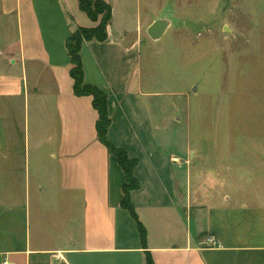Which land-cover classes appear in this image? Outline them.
I'll return each instance as SVG.
<instances>
[{"label":"crops","instance_id":"0c3cea01","mask_svg":"<svg viewBox=\"0 0 264 264\" xmlns=\"http://www.w3.org/2000/svg\"><path fill=\"white\" fill-rule=\"evenodd\" d=\"M106 1V39L80 47L84 82L107 95L110 142L137 160L130 199L145 239L69 74L66 39L96 23L78 0H0V264H264V139L252 137L251 163L203 156L180 127L186 107L161 102L143 75L152 0Z\"/></svg>","mask_w":264,"mask_h":264},{"label":"rangeland","instance_id":"374dc122","mask_svg":"<svg viewBox=\"0 0 264 264\" xmlns=\"http://www.w3.org/2000/svg\"><path fill=\"white\" fill-rule=\"evenodd\" d=\"M152 2L141 31L147 87L186 107L180 127L203 156L251 163L252 137L264 139V0ZM154 22L159 37L148 33Z\"/></svg>","mask_w":264,"mask_h":264},{"label":"trees","instance_id":"16d2710c","mask_svg":"<svg viewBox=\"0 0 264 264\" xmlns=\"http://www.w3.org/2000/svg\"><path fill=\"white\" fill-rule=\"evenodd\" d=\"M79 7L96 24L92 27H78L67 39L66 49L70 58L69 74L73 81V91L76 95L91 97L92 106L97 112L95 124L97 138L107 147L109 153L115 157L123 170L125 181L122 185L121 206L127 209L136 219L142 240L145 239V231L136 217L130 193L139 187V181L134 174L137 160L128 156L122 147L114 145L107 136L110 117L107 110V95L98 87L84 82L80 47L83 41H102L107 37V25L112 18V7L106 0H78ZM146 264H151L148 258Z\"/></svg>","mask_w":264,"mask_h":264},{"label":"built area","instance_id":"2783aa9c","mask_svg":"<svg viewBox=\"0 0 264 264\" xmlns=\"http://www.w3.org/2000/svg\"><path fill=\"white\" fill-rule=\"evenodd\" d=\"M205 242L207 245H210V246H219V242L217 240V238L214 236V235H208L206 238H205ZM53 256L55 258H57L58 260H60V262H65L64 261V258L60 255V252H56L53 254ZM1 264H14L12 262H9L7 261L6 259H4Z\"/></svg>","mask_w":264,"mask_h":264},{"label":"water","instance_id":"95a60500","mask_svg":"<svg viewBox=\"0 0 264 264\" xmlns=\"http://www.w3.org/2000/svg\"><path fill=\"white\" fill-rule=\"evenodd\" d=\"M148 33L152 37H159L163 33V28L159 23L154 22L148 27Z\"/></svg>","mask_w":264,"mask_h":264}]
</instances>
